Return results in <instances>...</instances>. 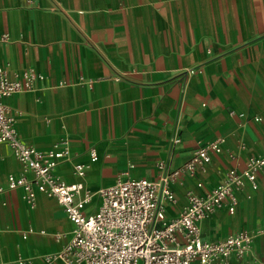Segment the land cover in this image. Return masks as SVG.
<instances>
[{"label":"crops","instance_id":"obj_1","mask_svg":"<svg viewBox=\"0 0 264 264\" xmlns=\"http://www.w3.org/2000/svg\"><path fill=\"white\" fill-rule=\"evenodd\" d=\"M0 32L9 34L0 42L8 77L26 68L43 77L38 89L5 97L15 129L36 148L68 147L53 169L66 182L93 193L154 178L160 162L181 167L219 138L210 161L170 182L172 217L187 194H205L264 153V0H0ZM21 172L32 176L0 142V264H44L73 225L54 196L34 190L29 206L22 188L6 187L7 174ZM236 195L233 213L223 205L199 221L201 236L255 237L241 256L211 264H264V169ZM99 202L94 195L86 210Z\"/></svg>","mask_w":264,"mask_h":264},{"label":"built area","instance_id":"obj_2","mask_svg":"<svg viewBox=\"0 0 264 264\" xmlns=\"http://www.w3.org/2000/svg\"><path fill=\"white\" fill-rule=\"evenodd\" d=\"M2 41H9L7 32H0ZM42 78L33 68H26L11 79L0 65V142L7 143L24 171L32 174L8 173L6 187L22 188V198L29 206L34 204V190L54 196L73 225L68 241L43 256L44 264H54L55 258L61 264H211L217 257L241 256L250 246L255 234L245 229L205 240L199 221L223 205L230 213L235 211L236 188L245 180L256 187L257 175L264 169V153L250 155L242 169H228L205 194H187L186 206L172 217L165 213L166 204L174 200L170 182L183 170L194 173L210 161L211 152L221 151L219 138L201 145L181 167L169 168L160 162L154 178L128 177L92 193L83 189L81 181L66 182L54 174L55 165L68 153L67 146L39 149L23 141L15 129L5 97L38 89ZM96 158L90 149V159ZM84 169L83 163L75 164L78 176ZM94 195L100 198L99 205L87 211ZM257 233L264 234V226Z\"/></svg>","mask_w":264,"mask_h":264}]
</instances>
